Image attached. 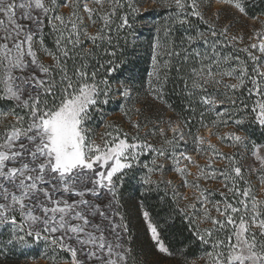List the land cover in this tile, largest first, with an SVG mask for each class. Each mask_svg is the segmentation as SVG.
I'll return each instance as SVG.
<instances>
[{
    "label": "snow or ice",
    "instance_id": "1",
    "mask_svg": "<svg viewBox=\"0 0 264 264\" xmlns=\"http://www.w3.org/2000/svg\"><path fill=\"white\" fill-rule=\"evenodd\" d=\"M146 2L0 0L2 264H145L138 233L176 264H264V143L245 127L264 137V21L249 0H151L149 24ZM177 217L194 240L173 251Z\"/></svg>",
    "mask_w": 264,
    "mask_h": 264
},
{
    "label": "trees",
    "instance_id": "2",
    "mask_svg": "<svg viewBox=\"0 0 264 264\" xmlns=\"http://www.w3.org/2000/svg\"><path fill=\"white\" fill-rule=\"evenodd\" d=\"M165 15H166L165 10L160 8L157 5V8L152 14V17L149 18V20H151V23L149 24L161 23ZM248 15L250 17H264V0H249ZM136 27L138 31L142 30V26L140 23H138ZM177 28H179V26H177ZM154 35H155L154 32L150 33L147 30H143V35L139 37V40L137 42L142 43ZM129 40L131 41L132 37H129ZM146 66L147 65L142 60L139 63L138 68L143 69ZM180 86L182 87V85ZM171 87L172 86L169 85L170 93H171ZM171 102L176 106L177 110H179L183 105V101L181 100V97L175 93H171ZM108 109L110 112V115L108 117L117 116V115L121 116L120 112L115 108V105L110 104L108 106ZM97 123L100 124L101 122L97 120ZM116 123H119V122H116ZM245 127L249 129V135L252 137L253 140L260 142V143H264V137L261 136V133L258 127L251 126V125H245ZM101 128L102 126L99 127L98 130ZM160 195H163V193H161ZM152 203H153V211L155 213H158L161 219H164L168 215V208L166 206L161 205L158 199L153 200ZM138 236L140 237L141 233H138ZM163 239L165 243L169 245L173 251L182 250L186 248L189 245V242L191 240H194V238L191 237V234L187 230L186 224L182 222V220L179 217L175 218L174 222L168 221V224L165 225L163 229ZM195 243H198V242H195ZM195 243H193L191 247L193 251L196 252V255H199V251L196 250L195 248ZM16 260L18 261V259L16 258V253L9 257V261H11L10 264H13V261H16ZM1 261L2 260H0V262Z\"/></svg>",
    "mask_w": 264,
    "mask_h": 264
},
{
    "label": "rangeland",
    "instance_id": "3",
    "mask_svg": "<svg viewBox=\"0 0 264 264\" xmlns=\"http://www.w3.org/2000/svg\"><path fill=\"white\" fill-rule=\"evenodd\" d=\"M217 5L213 2L211 4V8L214 11ZM157 8V5L152 4L151 0H148L143 5L142 12L147 9V10H155ZM211 13H209L210 15ZM261 21H264V17H259ZM226 21L224 19H221L220 23H225ZM148 23H151V20H148ZM241 23L246 24L248 28H260V24L256 22L253 19H247V18H241ZM233 33L240 34V23H237L235 27L232 29ZM245 33H247V29H245ZM247 39V35H246ZM165 115H173L172 113L166 112ZM117 118V119H115ZM107 120L113 121V122H120L121 116H112L108 117ZM98 133H102L104 131V128L102 127L101 129L97 130ZM221 131H224V129H221ZM205 135H207V132H204ZM213 143H216L215 139L213 138L212 140ZM224 151H230L229 149L225 148ZM203 162V161H201ZM255 179V177L253 178ZM258 183V182H257ZM136 247L138 249H143V255H141L139 258L145 262V264H176L175 259L170 258V257H163L160 254H153L154 253V248L151 247V241L148 239L146 236H144L141 233V236L136 240ZM43 251L42 248H35L30 250L31 255H36L37 259L35 261L29 259L25 260L19 252H16V258L18 261H13V264H48V262L42 258L40 253ZM11 262V261H9ZM2 264V261L0 262Z\"/></svg>",
    "mask_w": 264,
    "mask_h": 264
}]
</instances>
